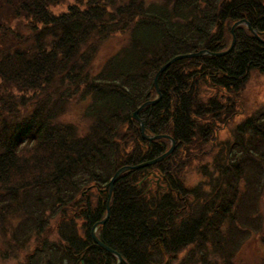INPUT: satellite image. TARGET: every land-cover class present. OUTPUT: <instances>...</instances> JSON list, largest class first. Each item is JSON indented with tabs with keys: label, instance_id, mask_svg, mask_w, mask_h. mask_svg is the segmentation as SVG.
Masks as SVG:
<instances>
[{
	"label": "trees",
	"instance_id": "16d2710c",
	"mask_svg": "<svg viewBox=\"0 0 264 264\" xmlns=\"http://www.w3.org/2000/svg\"><path fill=\"white\" fill-rule=\"evenodd\" d=\"M64 1L0 0V259L116 264L94 225L120 264H234L253 235L264 245V103L235 121L250 73L264 75V0H75L51 11ZM239 20L260 39L237 26L227 54L158 76L160 100L137 117L148 136L170 139L144 140L131 115L157 97L161 66L224 51ZM72 107L89 118L84 134L59 120ZM171 140V154L122 173L108 197L119 168L154 160ZM204 146L203 179L187 184ZM148 172L165 176L166 191L147 190Z\"/></svg>",
	"mask_w": 264,
	"mask_h": 264
},
{
	"label": "rangeland",
	"instance_id": "374dc122",
	"mask_svg": "<svg viewBox=\"0 0 264 264\" xmlns=\"http://www.w3.org/2000/svg\"><path fill=\"white\" fill-rule=\"evenodd\" d=\"M75 2H76L75 0H65L63 4H60L56 7L51 8V11L55 14L64 12L69 5ZM82 2L85 3L86 0H82ZM21 30L22 32L26 31L25 29H21ZM125 39L126 37L122 36V37H117L115 38V40L110 41L108 45L104 48V50L101 52V54L99 55L98 61L101 59H104L107 55L111 54L118 44H120L121 42L122 43L125 42ZM157 88L159 91L158 85H157ZM204 88L206 90V87ZM154 89L157 95L156 87H154ZM201 90H203V88H201ZM237 101H238V108L235 109L237 112L236 117H235L236 122L248 117L255 109L260 108V106L264 103V75L256 71L251 72L249 80L247 81L244 89L241 92L240 99H238ZM76 109L77 107H75V109L72 107L68 111V113L62 116L61 119L59 120L63 123H70L72 125H75L76 129L78 130V133L81 135V134H84L87 129L89 118L87 120L84 119L81 116V113H79L78 110ZM217 135L220 138H225V136H227V130L223 127L220 131H218ZM209 148L210 147L204 146L201 153L199 149H193L192 152H193L194 157L198 156L199 158H202V159L200 161L201 163L197 161L194 162L195 160L192 161V163L194 162L195 166L193 167V169L187 170L186 173H184L183 181L185 183L194 184L198 180L203 179L201 175L200 176L197 175L198 166L202 163H206V162L209 163L210 157L200 156V155H202L205 150L208 151ZM202 160H205V161L203 162ZM179 161H183V159L180 157ZM144 179L147 181L146 186L147 187L148 185L151 186L150 190L154 189L156 182H158L157 184L160 187L159 189L164 190L165 187H168V185L166 184L168 183V181L166 180L165 176H163L162 174L160 175L157 173H154V174L149 173L147 174L146 177H144ZM262 246H261V242L259 238H257V235L256 237L255 235H253L247 241V243L243 244V246L239 250V253L234 258V264H264V249L261 248ZM182 256L183 255L178 256V260H180ZM17 262H18V259H8V260H3V261L0 259V264H17Z\"/></svg>",
	"mask_w": 264,
	"mask_h": 264
},
{
	"label": "water",
	"instance_id": "95a60500",
	"mask_svg": "<svg viewBox=\"0 0 264 264\" xmlns=\"http://www.w3.org/2000/svg\"><path fill=\"white\" fill-rule=\"evenodd\" d=\"M241 24H244L250 31L253 32L252 28L249 26V23L246 22L245 20H239L237 22H235L231 28V34H232V41H231V44L229 46L228 49H226L225 51L223 52H220V53H210L206 50H200L196 53H191V54H184V55H179V56H176L174 58H172L171 60H169L167 63H165L159 70L158 72L156 73L155 75V78H154V87H156V91H157V95H158V98L155 99V100H152V101H148V102H145L143 103L140 107H138V109L136 111H134L132 113V118L134 120H136L139 124V130H140V133H141V136L143 139L145 140H148V141H151V140H154V139H158V138H162V137H167V136H147L145 133H144V124L142 123V121L137 117V114L146 106L148 105H151V104H156L160 99V95H159V91H158V88H157V79H158V76L160 75V73H162L163 71H165L173 62L179 60V59H184V58H192V57H198V56H202V55H212V56H222V55H225L227 54L233 47L234 45V35H233V30L235 27H237L238 25H241ZM174 148V142L172 141V146L171 148L164 154H162L161 156H159L158 158L154 159V160H151V161H148V162H145V163H142V164H139V165H136V166H125V167H122L120 169H118L114 175L111 177L110 181L108 182V184L106 185V188H109V191L111 192L112 191V188H113V184L114 182L116 181V179L120 176V174H122L123 172L125 171H128V170H132V169H138V168H141V167H146V166H149V165H153L157 162H160L161 160H163L166 156H168L172 150ZM108 209V207L106 208ZM108 216V214H107ZM106 216V218H107ZM105 218V219H106ZM105 219L102 220L100 222V224H103L105 222ZM94 229H95V226L92 228L91 230V233H90V236L91 238L94 240V242L100 246L101 248H103L104 250H106L107 252L113 254L117 259H118V264H120L122 262V257L115 251H113L112 249H110L109 247L105 246L102 242H100L98 240V238L96 237L95 233H94Z\"/></svg>",
	"mask_w": 264,
	"mask_h": 264
},
{
	"label": "flooded vegetation",
	"instance_id": "af4514ba",
	"mask_svg": "<svg viewBox=\"0 0 264 264\" xmlns=\"http://www.w3.org/2000/svg\"><path fill=\"white\" fill-rule=\"evenodd\" d=\"M157 177H158V176H157ZM157 183H158V182L155 183L154 189H152L153 192H156V191H159V190H161V191H166L165 189H164V190H163V189H159L160 187L158 186ZM148 189H151V186L148 185L147 190H148Z\"/></svg>",
	"mask_w": 264,
	"mask_h": 264
},
{
	"label": "bare ground",
	"instance_id": "6f19581e",
	"mask_svg": "<svg viewBox=\"0 0 264 264\" xmlns=\"http://www.w3.org/2000/svg\"><path fill=\"white\" fill-rule=\"evenodd\" d=\"M139 132H140V130H139ZM141 134V133H140Z\"/></svg>",
	"mask_w": 264,
	"mask_h": 264
}]
</instances>
